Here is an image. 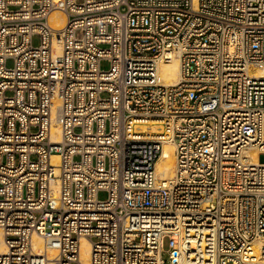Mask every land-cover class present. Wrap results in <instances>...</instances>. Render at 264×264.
I'll return each mask as SVG.
<instances>
[{
    "label": "built area",
    "instance_id": "1",
    "mask_svg": "<svg viewBox=\"0 0 264 264\" xmlns=\"http://www.w3.org/2000/svg\"><path fill=\"white\" fill-rule=\"evenodd\" d=\"M252 68L264 0H0V264H264Z\"/></svg>",
    "mask_w": 264,
    "mask_h": 264
},
{
    "label": "bare ground",
    "instance_id": "2",
    "mask_svg": "<svg viewBox=\"0 0 264 264\" xmlns=\"http://www.w3.org/2000/svg\"><path fill=\"white\" fill-rule=\"evenodd\" d=\"M159 78L160 81L164 84H173L178 81L179 77V60L177 57H172L169 62H162L159 65ZM252 72L256 73L259 76H264V69L252 68ZM155 129L158 131L161 130L159 126H155ZM59 124H54L53 133L52 135L55 138H59ZM249 152V151H247ZM254 164L263 163L264 161L261 159L258 161L257 159V152H254ZM53 159L57 160L58 156L54 155ZM156 173L158 182H166L169 179H172L175 174V155H174V146L170 142H165L163 146V152L161 157L159 158L156 164ZM37 245L41 246V240L37 239ZM253 248L257 253H264V239H258L254 241ZM81 252H82V259L84 263H88V259L90 256V244L89 241L83 239L81 242Z\"/></svg>",
    "mask_w": 264,
    "mask_h": 264
},
{
    "label": "rangeland",
    "instance_id": "3",
    "mask_svg": "<svg viewBox=\"0 0 264 264\" xmlns=\"http://www.w3.org/2000/svg\"><path fill=\"white\" fill-rule=\"evenodd\" d=\"M34 44L35 45H38L39 44V38L38 37H35L34 38ZM8 65L9 66H12V61H9L8 62ZM108 67V63L105 62L103 64V68H107ZM107 197V194L106 193H101L100 194V198L101 199H105ZM163 247H164V253H163V258L168 261L169 260V242H168V239H166L163 243Z\"/></svg>",
    "mask_w": 264,
    "mask_h": 264
}]
</instances>
